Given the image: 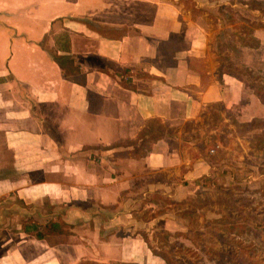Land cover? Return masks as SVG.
<instances>
[{
	"label": "crops",
	"instance_id": "0c3cea01",
	"mask_svg": "<svg viewBox=\"0 0 264 264\" xmlns=\"http://www.w3.org/2000/svg\"><path fill=\"white\" fill-rule=\"evenodd\" d=\"M213 1L0 0V264H167L143 236L148 222L178 228L172 199L217 167L208 156L221 143L204 154L202 142L221 135L225 111L264 118L254 90L221 74L233 56L217 26L234 23L217 14L240 1ZM55 55L73 57L85 84ZM49 220L70 232L24 228Z\"/></svg>",
	"mask_w": 264,
	"mask_h": 264
},
{
	"label": "rangeland",
	"instance_id": "374dc122",
	"mask_svg": "<svg viewBox=\"0 0 264 264\" xmlns=\"http://www.w3.org/2000/svg\"><path fill=\"white\" fill-rule=\"evenodd\" d=\"M220 1L214 0L213 4ZM238 1L240 3L236 8L233 7L234 10L229 4L221 5L225 6V12L217 15L226 24L231 21L234 25L217 26L216 40L224 43L222 46L225 52H232L233 59L227 60L231 63L228 65L231 70L239 72L247 83L264 85V46L245 50L246 44L242 41L227 40L229 32L249 37L246 30L255 31L251 23L245 21L247 18L264 22L263 12L249 9L254 0ZM256 1L259 7L264 8V0ZM255 35L253 33L250 37L257 38ZM238 37L235 35L234 39L237 40ZM247 99L244 98L243 102ZM216 107H219V114L215 111L209 114L211 126L222 116V106ZM225 114L229 120L221 126V135L211 134L202 142L204 154L213 144L221 143L208 156L213 166L217 167L211 169L209 176L197 180L199 183L193 185L187 198L172 199L174 203L171 208L180 216L176 224L178 228L168 230L164 226L165 219L160 218L155 222H148L149 227L144 232L149 245L159 253H165L173 264H218L212 256L221 257V260L231 264L236 261L237 256L251 264H264V134H260L262 129L259 127L250 130L245 121L237 118L234 121L230 111H225ZM232 123L236 127L234 135H230L233 126L229 124ZM228 152L231 153L229 161H223L228 164L217 165L219 160L228 159ZM146 214L151 216L150 211ZM249 227L251 231H241ZM162 263L157 257L151 262ZM90 264L131 263L111 261Z\"/></svg>",
	"mask_w": 264,
	"mask_h": 264
},
{
	"label": "trees",
	"instance_id": "16d2710c",
	"mask_svg": "<svg viewBox=\"0 0 264 264\" xmlns=\"http://www.w3.org/2000/svg\"><path fill=\"white\" fill-rule=\"evenodd\" d=\"M251 6L260 8L261 11L264 13V8L259 7V4L256 0H254L251 3ZM246 20H248V19H246ZM88 22L93 26L96 25L94 22H91L89 20H88ZM250 23L253 26V28L255 26H263L264 27V22H261V21L257 22V20H254V21L250 20ZM97 28L99 31L103 30L100 26H97ZM245 29H247V28H245ZM246 33L250 34V35L253 34V29H247ZM250 35H249V37L242 38L243 43L250 45V46H253V47L259 46V44H260L259 38H256L254 36L250 37ZM246 38H248V39H246ZM55 58L59 62V64H61V66L64 68L65 74L68 78H70L71 80H74L76 82L85 84V81H86L85 73L82 72L79 64H75V62H74L75 60L73 57L67 56V55H55ZM229 64H231V63L226 62V64L225 63H223V65L221 64V74L223 73V71L226 70L227 72H231V74H233V75L237 76L238 78H240L241 80H243L248 86H250L254 90V92L257 94L259 99L264 104V85H261V84L258 85L255 83H247L243 79V77L241 76V74L239 72L230 69V67L228 66ZM257 127L262 128V131L260 134H264V118L256 117L250 123H248L249 129H255ZM221 219H223V218H221ZM67 226H68V224L65 222L59 223V222H56L54 220H49L45 223L34 221L30 225H28L27 223L24 224V228L27 232L33 233L38 237L45 236L46 234H49V233H69L70 229H66ZM251 230H252L251 227L241 229V231H251ZM143 236L146 239L145 233H143ZM149 246L152 248V250L155 254L161 255L167 261L168 264H173V262L169 259V257L165 253H159L151 245H149ZM220 258H218L217 256H212V259L216 260V262L218 264H231V263L224 262ZM235 258H236V261L233 264H251L248 261H246L243 257L237 256Z\"/></svg>",
	"mask_w": 264,
	"mask_h": 264
}]
</instances>
